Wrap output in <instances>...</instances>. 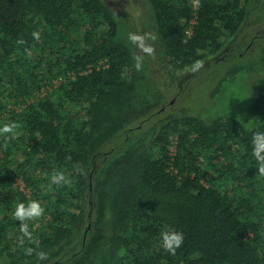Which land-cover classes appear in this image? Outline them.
Listing matches in <instances>:
<instances>
[{
    "label": "trees",
    "instance_id": "16d2710c",
    "mask_svg": "<svg viewBox=\"0 0 264 264\" xmlns=\"http://www.w3.org/2000/svg\"><path fill=\"white\" fill-rule=\"evenodd\" d=\"M251 2L144 0L138 31L104 0H0V126L21 124L15 139L0 136V264H264V177L251 143L264 131V56L250 64V41L238 39L241 54L212 62L241 38ZM129 32L158 36L139 72ZM196 60L220 71L208 100L250 74L243 120L173 108ZM55 171L73 187L52 185ZM29 200L45 213L21 246L12 213ZM165 230L185 235L175 256L161 247Z\"/></svg>",
    "mask_w": 264,
    "mask_h": 264
},
{
    "label": "rangeland",
    "instance_id": "374dc122",
    "mask_svg": "<svg viewBox=\"0 0 264 264\" xmlns=\"http://www.w3.org/2000/svg\"><path fill=\"white\" fill-rule=\"evenodd\" d=\"M104 1L116 12L123 11L127 14L134 22L136 27L135 30H141L140 27L146 20L144 0ZM249 7L250 14L246 21L247 23L245 24L246 28L242 31L241 38L238 36V38L230 39L226 44L227 46L225 47V52L217 55L212 62L215 61L216 63L217 60L223 57L228 58L235 50H237V55L241 54L246 47V44L242 49L240 48L238 50L235 46L238 39H240L239 41H241V43H247L250 41L249 46L244 52L245 54H255V57L252 59L250 64L253 63L254 59L264 56V34H262L264 33V0H252ZM258 33L261 34L259 39L252 41V38L257 37L256 35ZM210 64L211 62H206L204 63V67L196 72L188 69L184 72L183 76L180 74L182 79L177 80L173 87L174 91L171 95V99H173V108L181 110L183 107H191L188 109L197 110L202 107L203 116H231L236 119L243 120V117L248 115L247 107L254 94V86L252 87L253 79L251 80L250 74L243 70L242 72H239L233 81L226 82L223 89L215 92L212 98L209 97L210 100H208L207 93L208 95L211 93L220 78L216 77L220 71H215L213 67L209 69L208 65ZM153 71L156 78L165 76L164 67L160 64H156ZM211 71L212 73L210 74ZM254 79L259 82L262 77H256ZM181 89L182 94L181 96H178Z\"/></svg>",
    "mask_w": 264,
    "mask_h": 264
},
{
    "label": "clouds",
    "instance_id": "9594fccd",
    "mask_svg": "<svg viewBox=\"0 0 264 264\" xmlns=\"http://www.w3.org/2000/svg\"><path fill=\"white\" fill-rule=\"evenodd\" d=\"M195 5L199 6V0H194ZM32 37L34 40L39 41L40 31H33ZM128 41L134 45L139 54L133 56L134 67L137 72L143 69V62L145 56L155 58V48L149 41H156L158 36L153 32H129L127 34ZM18 45H23L26 42L23 39L16 41ZM27 51V50H26ZM30 54V53H29ZM204 67L203 60H196L191 66V70L196 72ZM21 128V124L12 121L4 123L0 126V136H9V139H15L18 135L17 130ZM252 143V156L257 162L258 176L264 177V131H255L251 137ZM7 148V143L4 145ZM75 167V166H74ZM78 172L83 173V169L76 168ZM51 184L57 187H73V181L66 176L64 171H55L51 175ZM45 213V208L42 206L39 200H29L27 203L18 202L15 205V209L12 213L13 219L19 222V231L22 234L19 243L21 246L24 244L25 238L29 241L33 240V232L30 230L29 222L40 220ZM161 247L168 254L175 256L177 250L180 249L184 243L185 235L181 231L177 230H165L160 234ZM38 247V246H37ZM24 253L27 256L35 255L38 261H45L48 259V253L43 250H37V248L27 247L24 249ZM199 252H194L190 257L193 260L200 258Z\"/></svg>",
    "mask_w": 264,
    "mask_h": 264
}]
</instances>
